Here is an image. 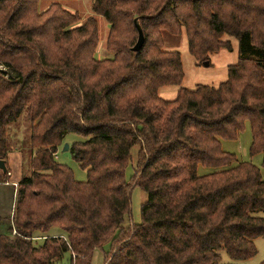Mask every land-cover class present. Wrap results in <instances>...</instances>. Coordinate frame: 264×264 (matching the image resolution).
<instances>
[{"label": "trees", "instance_id": "1", "mask_svg": "<svg viewBox=\"0 0 264 264\" xmlns=\"http://www.w3.org/2000/svg\"><path fill=\"white\" fill-rule=\"evenodd\" d=\"M40 2L0 0V159L8 162L9 128L23 114L34 154L0 232V264H95L107 245L105 264H246L264 237V175L222 139L250 123L251 153L264 157V0H94L84 23ZM99 17L110 26L104 59ZM165 31H186L203 62L236 38L240 59L220 85L167 100L160 90L182 85L185 72ZM69 134L80 137L70 151L87 181L58 161ZM201 165L215 170L201 175ZM135 186L149 195L140 223L128 221Z\"/></svg>", "mask_w": 264, "mask_h": 264}, {"label": "rangeland", "instance_id": "2", "mask_svg": "<svg viewBox=\"0 0 264 264\" xmlns=\"http://www.w3.org/2000/svg\"><path fill=\"white\" fill-rule=\"evenodd\" d=\"M84 10L87 11L84 17L91 14L90 0H84ZM40 7L44 6V2H40ZM87 3V4H86ZM84 5V3H83ZM45 7V6H44ZM42 10V9H41ZM85 22V19L82 23ZM100 28V44L97 49V56L99 59L109 58L112 53L107 50V39L110 29L109 23L103 17H99ZM165 49L168 51H178L181 53L185 78L182 85H170L163 87L160 90V95L167 100H174L178 96L180 88L195 89L200 85L218 86L225 82L229 76V67L238 63L240 59V42L236 38H231L233 50L226 48L218 52L212 53L208 61H201L195 57L190 51L189 40L186 31L181 34H172L169 31L164 32ZM230 38V37H226ZM208 62V63H207ZM0 70H5L6 67L0 65ZM31 122L26 114H23L20 119L13 123L9 128V155L8 166L10 167V177H8V185H0V232H7L9 224H12L14 216V206L16 202V194L18 191V183L25 174L32 173L33 150L30 144L31 138ZM79 136L69 134L65 143L79 140ZM253 143V134L250 123L246 124L245 129L241 132L236 140L222 139V147L225 151L236 154L240 161H249L256 164L262 169L264 175V157L262 154L252 155L251 147ZM138 148H134V161L130 162L126 170L127 180L131 182L135 175V158ZM58 161L70 168L78 181H87L88 172L74 159L71 151H65L64 145L59 148L57 153ZM214 168L205 166L199 167V174L205 175L213 172ZM3 171L0 169V175ZM149 195L141 187L135 186L132 191V213L128 221L133 223H140L142 221V207L148 200ZM61 232L56 228L53 233ZM62 233V232H61ZM43 240H40L42 243ZM258 253L246 261V264H262L264 262V237H259L256 240ZM110 245L104 247V250L99 249L95 255V264H105V252L110 250ZM224 262H230V256L223 252ZM66 264H70L67 257Z\"/></svg>", "mask_w": 264, "mask_h": 264}, {"label": "crops", "instance_id": "3", "mask_svg": "<svg viewBox=\"0 0 264 264\" xmlns=\"http://www.w3.org/2000/svg\"><path fill=\"white\" fill-rule=\"evenodd\" d=\"M42 2H44V6L41 7L42 10L47 9L51 4L55 3V2H59L63 5V7L67 10H69L72 13H79L82 17V20H86L88 19L90 16L94 15L93 13V5H94V0H90V10L91 14L88 15V17H84L83 14H85L87 11H85L83 8L85 6V2L84 0H41ZM84 3V5H83ZM87 4V3H86ZM104 18V17H103ZM110 29V27L108 28V30ZM9 183H4L2 185H8ZM1 185V184H0ZM55 230V229H54ZM53 230V232H54ZM56 236H60L62 233L61 232H56L53 233Z\"/></svg>", "mask_w": 264, "mask_h": 264}, {"label": "water", "instance_id": "4", "mask_svg": "<svg viewBox=\"0 0 264 264\" xmlns=\"http://www.w3.org/2000/svg\"><path fill=\"white\" fill-rule=\"evenodd\" d=\"M137 26L139 28V34L140 35H139L138 42H137V44L134 47V50L139 52L144 47V44H145V41H146V37H145V33H144L143 29L141 28V26L138 23H137ZM64 150L65 151H69L70 150V144L69 143L65 144ZM0 169L3 172H5V173L8 172V167H7L6 160L0 159Z\"/></svg>", "mask_w": 264, "mask_h": 264}]
</instances>
